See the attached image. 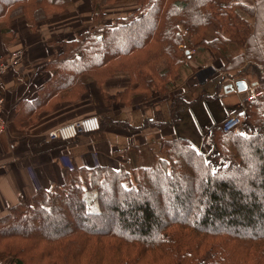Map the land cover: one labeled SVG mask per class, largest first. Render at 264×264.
<instances>
[{"label":"trees","instance_id":"obj_1","mask_svg":"<svg viewBox=\"0 0 264 264\" xmlns=\"http://www.w3.org/2000/svg\"><path fill=\"white\" fill-rule=\"evenodd\" d=\"M73 1L0 0L2 38L17 40L15 20L35 30ZM128 2L137 5L128 17L100 23L107 5ZM93 20L45 64L52 76L36 102H23L30 113L44 95L76 100L118 74L135 86L118 100L169 96L189 50L219 62L197 72L211 71V81L198 76L202 85L223 75L215 96L225 94L224 81L251 76L257 98L240 105L239 133L224 132L205 107L214 126L200 148L176 136L161 138L157 150L133 149L131 169L69 161L62 184L39 188L0 218V264H264V0H93ZM194 102L178 95L169 113ZM195 110L184 117L204 133Z\"/></svg>","mask_w":264,"mask_h":264},{"label":"crops","instance_id":"obj_2","mask_svg":"<svg viewBox=\"0 0 264 264\" xmlns=\"http://www.w3.org/2000/svg\"><path fill=\"white\" fill-rule=\"evenodd\" d=\"M212 37L211 32L209 38ZM22 41L9 42L0 34V63H9L13 57L11 54L23 48ZM51 43L50 39L34 40L27 47L40 46L41 53L31 56L24 53L21 60L11 64L0 76V91L5 98L3 114L7 123L6 132L0 136V218L21 198L31 203L39 188L50 190L54 184H62L63 167L71 160L79 167L100 165L117 169L110 163L117 161L114 153L127 139L117 131L120 127L130 131L127 145L135 150H149L148 144L161 138H186L181 113L183 115L191 107L180 105L173 114L169 113L171 103L179 94L175 96L173 90L163 98L157 94L145 102L140 98L130 100L129 106L121 99V103H117L116 95L135 87L124 75H118L101 87L90 83L87 92L76 100L44 95L36 111L30 113L23 102H36L39 91L52 76V71L45 69V64L55 57L50 51ZM185 53L188 54L187 51ZM188 58L193 62L191 69L206 65L219 67V62L209 54L196 56L197 61H193L191 56ZM93 115L104 122L108 119L113 125L109 123L110 126L103 131L82 135L67 146L48 138L50 131ZM165 115L172 116V121L165 119ZM156 122L166 126L160 124L157 128Z\"/></svg>","mask_w":264,"mask_h":264},{"label":"rangeland","instance_id":"obj_3","mask_svg":"<svg viewBox=\"0 0 264 264\" xmlns=\"http://www.w3.org/2000/svg\"><path fill=\"white\" fill-rule=\"evenodd\" d=\"M247 1H250V0H247ZM136 8H137V5L133 2L116 3V4L107 5L104 8V18L102 19V21H100V23L103 26L110 25L119 18L122 19V18L128 17L132 12L136 10ZM12 25H14V27L11 26V30L13 32V36L15 40L18 38L17 40L19 39L23 40L22 43H24L23 48L21 49L18 48L19 50L11 54L12 56L17 54L18 52H22L23 54L24 53L29 54L30 56L36 52L41 53L42 48L40 46L38 47L36 46V48H34L33 46V48L31 49L27 47L28 45H30V43L32 42L34 43V40H39L41 38L50 39L52 41L51 43L52 47L50 48L51 49L50 51L53 52V54H58V52L62 50V45L64 42L74 40L78 35L86 33L94 25L93 0H74L73 3L68 7L67 13L51 14V16L46 21L40 24L39 26L40 29L39 27L35 30L31 29L29 25L27 24L25 18H19L15 20ZM145 29H147V27H145ZM208 35L209 37H211V33H209ZM184 55L187 61L188 69L185 70L181 74L180 84L175 85L174 92H175V96L177 95V93L179 95L185 94L188 101L194 100L195 102L191 108L197 109L199 111V113L197 114L198 111L195 110V115L197 117L200 114H202L200 115V117H202L203 119L201 122L202 124L201 123L200 124L206 127L204 133L203 132L201 133L198 130V128L195 126L194 122L188 115L187 117H184V114H187V112L184 113L183 115L181 113V117H184L182 119V122H183V128H184L186 139L190 140L195 146L199 147V145L202 144L203 142V137L208 135L211 128L214 126V123L206 115L205 107L209 106L211 110L214 111L215 115H213V117L215 118V120H217L219 127H222L223 122L229 116L230 112L235 108H239V109L241 108L242 104L244 103V100L247 98L248 93L238 94V92L235 91V92L225 93V94L221 93L222 94L220 95L221 97L215 96L214 94L215 85L219 83L223 75L220 74L218 76V79H216L217 78L216 77L214 79L215 81L212 82L213 84H210V85L203 84L202 85L199 82L198 76H201L203 79H207L208 81H211V79L208 78V75H207V72L211 73V71L209 70L204 71V72L202 71L200 74L196 75L198 71H201L200 70L201 68L198 66L197 69L196 68L191 69L193 62L189 61L188 57L190 56V53L189 54L184 53ZM196 56H197L196 54L192 55L191 57L193 58L191 59L193 61H197ZM118 75H124V76L129 77V75H126V74H118ZM191 76L193 77V79H191ZM113 78L108 79L105 83L111 81ZM179 79L180 78H178L177 81H179ZM255 80H256L255 78L251 76H247V82L249 84L253 83ZM229 81L230 82L224 81L222 83V86L226 87L225 85L229 83H232L231 85L235 86L234 84L235 81H231V79H229ZM181 82H184L185 84H181ZM197 85H200V87H196ZM200 95H206V98H204L202 102L201 100H196ZM110 100L112 104L113 101L112 99ZM125 102H128V101L126 100ZM117 103H121L120 100H117ZM125 105L129 106V102L128 104H125ZM165 116H166L165 119L167 120L170 119V121H172V118H171L172 116L171 117L168 115H165ZM100 121L104 122L103 119L101 120V118H100ZM158 122H156L157 128L158 126H160V124H162L161 123L162 121L160 123ZM109 123H110L109 120L106 119L104 122V125H105L104 129H106L108 126L112 124L110 123L109 125ZM162 126L164 127L166 125L162 124ZM121 128L122 127L118 128L117 131L118 132L120 131L119 134L123 135L124 137L127 136V139L125 141L123 140L124 142L122 141L123 145H119L117 147V151L114 153L115 156H117L116 158L117 161L110 163L112 166L117 168L116 170L121 169L122 166H125L127 169H131L132 167L135 166L134 163L131 164V162L127 164L126 159H125L126 157H128V155L135 154V151L133 150V148L127 145V143L129 142L128 136L130 134V131H128L127 129L123 130V128L122 129ZM104 129H102V125H101L100 131H103ZM60 143H63L64 145L67 146V144L70 142H60ZM158 144H159V141H156L155 143L150 142L148 145L150 149L157 150ZM133 159L135 158L133 157ZM138 160L140 159L139 158L135 159V161H138ZM142 165H147V164L144 163ZM2 264H16V263L14 262L12 258H9L6 261H4Z\"/></svg>","mask_w":264,"mask_h":264},{"label":"built area","instance_id":"obj_4","mask_svg":"<svg viewBox=\"0 0 264 264\" xmlns=\"http://www.w3.org/2000/svg\"><path fill=\"white\" fill-rule=\"evenodd\" d=\"M190 56L195 54V51H189ZM23 57L22 52L15 54L9 63H0V76L4 74L11 64L21 60ZM200 70H203L202 68ZM257 98V93L250 89L247 94V99L253 102ZM5 98L0 91V136L7 130V123L4 118L3 109ZM245 110L235 108L222 124V130L226 133H239L241 127V115ZM101 129L100 118L96 115L86 117L79 121L62 125L48 133V138L54 142H71L75 141L82 135L97 133Z\"/></svg>","mask_w":264,"mask_h":264},{"label":"water","instance_id":"obj_5","mask_svg":"<svg viewBox=\"0 0 264 264\" xmlns=\"http://www.w3.org/2000/svg\"><path fill=\"white\" fill-rule=\"evenodd\" d=\"M101 39V37H99ZM248 90V84L245 81H239L234 85H229L225 87V92L230 93V92H239V93H245Z\"/></svg>","mask_w":264,"mask_h":264}]
</instances>
